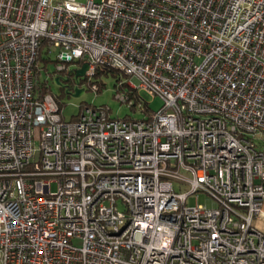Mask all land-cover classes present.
I'll return each instance as SVG.
<instances>
[{"label":"built area","instance_id":"2783aa9c","mask_svg":"<svg viewBox=\"0 0 264 264\" xmlns=\"http://www.w3.org/2000/svg\"><path fill=\"white\" fill-rule=\"evenodd\" d=\"M40 50L59 79L127 77L115 96L142 117L65 120ZM254 219L264 0H0V264H264Z\"/></svg>","mask_w":264,"mask_h":264},{"label":"rangeland","instance_id":"374dc122","mask_svg":"<svg viewBox=\"0 0 264 264\" xmlns=\"http://www.w3.org/2000/svg\"><path fill=\"white\" fill-rule=\"evenodd\" d=\"M78 2H85V0H77ZM41 56L47 61L40 60V66L42 71L39 74V79L45 81L48 87V92L58 101L62 109V116L65 120L70 119L75 115L79 106L83 104L90 105H106L111 109L112 115L117 117L130 116L133 118H141L142 113L138 110H133L129 105L122 104L116 98V94L121 91L119 87L120 82H127L128 78L122 75H112L109 73L99 72L95 76H91L87 79H82L79 84V88L83 89V92L79 96H72L65 93L57 84L53 81V74L56 64V51L49 53H41ZM74 68L73 64H68V70ZM66 75V73L64 74ZM95 84L100 90L96 91L91 88V85ZM126 88V86H125ZM138 94L142 102H146L152 111H157L162 106V101L155 97H151L145 92L139 90ZM55 187H53L54 189ZM205 196L199 194L197 201L203 203ZM190 204L195 203V199L188 201ZM254 227L264 232V222L258 219L253 221Z\"/></svg>","mask_w":264,"mask_h":264},{"label":"water","instance_id":"95a60500","mask_svg":"<svg viewBox=\"0 0 264 264\" xmlns=\"http://www.w3.org/2000/svg\"><path fill=\"white\" fill-rule=\"evenodd\" d=\"M88 69V65L86 63H83V65L79 68L76 69L73 73H74V77L78 78V77H83L86 74V71ZM64 81L66 79H63ZM54 83L57 84L59 87H64V85H62L59 77H54L53 79ZM65 93L71 94L72 96H79L82 92L83 89L78 87V82H76L75 86L73 87L72 91H69V89L66 87Z\"/></svg>","mask_w":264,"mask_h":264},{"label":"trees","instance_id":"16d2710c","mask_svg":"<svg viewBox=\"0 0 264 264\" xmlns=\"http://www.w3.org/2000/svg\"><path fill=\"white\" fill-rule=\"evenodd\" d=\"M41 53H42V50H40V52H39V56H38L39 62H40V60H42V61L46 60L47 61V59H44L41 56ZM99 72H103V73H109L110 72L112 75H116V72L114 70H112V69L99 70V71L96 72V74L99 73ZM39 74H40V70L36 72V79H37V87H36V89H37L38 92L43 94V93L48 92V87H47V84L45 83V81H41L39 79ZM98 90H100V89L98 88Z\"/></svg>","mask_w":264,"mask_h":264},{"label":"flooded vegetation","instance_id":"af4514ba","mask_svg":"<svg viewBox=\"0 0 264 264\" xmlns=\"http://www.w3.org/2000/svg\"><path fill=\"white\" fill-rule=\"evenodd\" d=\"M63 79H66V80L64 81ZM82 79H83V77L75 78L74 77V73L68 71L66 73V75H63V78L60 79L62 85H64V87H60V88L63 89V91H65V89L67 87L69 89V91H72V89L75 86L76 82L80 83L82 81Z\"/></svg>","mask_w":264,"mask_h":264}]
</instances>
